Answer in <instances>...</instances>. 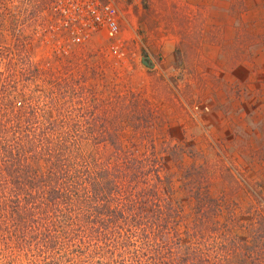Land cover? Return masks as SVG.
I'll return each instance as SVG.
<instances>
[{"label": "rangeland", "instance_id": "374dc122", "mask_svg": "<svg viewBox=\"0 0 264 264\" xmlns=\"http://www.w3.org/2000/svg\"><path fill=\"white\" fill-rule=\"evenodd\" d=\"M219 1L139 0L120 9L112 36L76 42L48 30L49 0H11L0 14V78L15 96L39 95L46 116L50 92L64 87L94 101L92 135L78 139L99 154L101 124L116 126L113 140L152 151L182 224L190 192L206 193L219 222L247 240L264 233V80L239 62L264 54V0H231L248 18L231 43Z\"/></svg>", "mask_w": 264, "mask_h": 264}, {"label": "trees", "instance_id": "16d2710c", "mask_svg": "<svg viewBox=\"0 0 264 264\" xmlns=\"http://www.w3.org/2000/svg\"><path fill=\"white\" fill-rule=\"evenodd\" d=\"M0 81V264H264V233L235 240L206 193L190 192L182 224L152 151L113 140L116 126L101 124L99 154L78 139L94 101L64 87L46 116L39 95Z\"/></svg>", "mask_w": 264, "mask_h": 264}, {"label": "built area", "instance_id": "2783aa9c", "mask_svg": "<svg viewBox=\"0 0 264 264\" xmlns=\"http://www.w3.org/2000/svg\"><path fill=\"white\" fill-rule=\"evenodd\" d=\"M11 0H0V14ZM139 0H49L48 30L65 34V40L82 41L94 33L112 36L120 9L130 12ZM64 51V50H63Z\"/></svg>", "mask_w": 264, "mask_h": 264}, {"label": "crops", "instance_id": "0c3cea01", "mask_svg": "<svg viewBox=\"0 0 264 264\" xmlns=\"http://www.w3.org/2000/svg\"><path fill=\"white\" fill-rule=\"evenodd\" d=\"M215 1L216 0H185V3L188 4V3L194 2L193 4H196L197 6V5L206 4V3L209 4L210 2H215ZM219 2H222V5H224L226 9L224 14L222 15V17H224V22L220 26L219 30H221L222 34L224 35L228 34L229 43H231L238 32V21L244 22L248 18H246L247 15L244 13H242L238 17L237 14L234 13V11L231 12V0H221ZM208 13L209 11H207V14ZM201 15H204V13H202ZM258 56H259L258 61L256 59L250 58L249 60H245V59L241 60L239 63L248 65V69H249L248 74L251 75V78H253L254 77L253 75H255L258 77V81H262L264 80V54L258 51ZM234 69H237V68H234Z\"/></svg>", "mask_w": 264, "mask_h": 264}]
</instances>
